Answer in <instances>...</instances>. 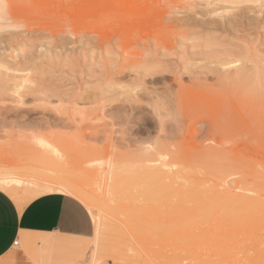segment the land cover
I'll list each match as a JSON object with an SVG mask.
<instances>
[{
	"label": "rangeland",
	"instance_id": "1",
	"mask_svg": "<svg viewBox=\"0 0 264 264\" xmlns=\"http://www.w3.org/2000/svg\"><path fill=\"white\" fill-rule=\"evenodd\" d=\"M227 3L225 0H0V188L20 206L46 192L78 197L92 212L96 227L91 238L66 240L74 242L72 248L63 244H35L37 239L30 238L34 244L22 247L31 264H264V227L259 229L263 232L260 237L240 239L253 230V219L243 217L234 226L225 227V213H215L203 200L206 197L203 194L210 193L209 182L213 179L220 178L223 183L218 182L231 188L241 176H246L251 187L256 186V176L264 182V168L260 165L264 163V0ZM175 23L180 26L179 31L169 28ZM188 23L197 26L189 33L190 39L210 34L219 37L231 50L241 52L243 60L252 59L259 66L261 86L252 82L254 77L250 85L254 84L249 85L253 91L247 87L251 90L247 93L234 88L225 95L218 93L216 105L209 107L213 110L197 114L200 116H195L194 126L188 123L189 117L181 118V108L175 102L172 103L175 107L170 104L168 111L161 110L167 123L164 128L165 124L157 122V116L147 107V101L134 110L124 97L104 101L102 90L112 84L104 70L132 64L140 68L148 40L152 46L156 40L166 42H161L168 46L165 54L160 55L161 65L176 71L182 77L180 84L195 88L190 75L177 66L180 54L191 48L190 41L185 49L176 42V34L185 31ZM224 23L225 31L221 29ZM109 41L118 54L107 58L105 54L102 56L101 44ZM196 58L199 64L205 63L201 57ZM168 74L167 82L176 89L173 74ZM22 81L27 86L37 85L41 93L27 94L23 101L14 99L10 89L1 93L2 89L6 91L5 88ZM208 83L216 87V78H210ZM226 112L236 116L235 119ZM215 116L219 124L223 121L246 126L233 133L228 131L230 137L224 142L220 127L222 130L215 133L213 144H220L222 151L225 147L227 154H233L236 159L233 157L231 162L236 166L241 163L248 175L232 174L235 168L223 172L221 167L219 172L228 175L226 180L219 174L215 176L214 171H218L211 168L222 166L219 157L217 166L210 169L203 166L204 170L184 177L186 180H176L175 176L155 184L137 173L142 167L135 165L134 156L147 149L146 145L154 146L149 143H155L160 135L169 136L164 137L172 139L171 144L175 142V147L160 145L158 149L162 151L168 150L167 147L182 151L176 144L183 135L189 137L187 143L180 141L186 143L181 146L183 150L187 146V154L195 152L192 148L198 151L210 146L207 142L212 141L207 139L212 137L209 129ZM179 118L183 123L176 128L174 123ZM165 138L161 136L160 140ZM189 141L200 147H193ZM230 146L234 149L232 154ZM260 168L263 173H256ZM254 173L260 176L254 178L251 176ZM197 180L205 184L198 185ZM87 190L91 195H85L93 200L87 195L83 197Z\"/></svg>",
	"mask_w": 264,
	"mask_h": 264
},
{
	"label": "bare ground",
	"instance_id": "2",
	"mask_svg": "<svg viewBox=\"0 0 264 264\" xmlns=\"http://www.w3.org/2000/svg\"><path fill=\"white\" fill-rule=\"evenodd\" d=\"M227 1L228 0H225L226 3H227ZM227 4L229 5V3H227ZM229 9L230 8H228L227 10H229ZM235 18H237V17L235 16ZM230 22L231 21H229V23ZM171 23H169V24H171ZM233 23H231L232 27H233ZM171 25H169L170 29L172 27H174L175 29H177V31H179L178 28L180 26H176V23L173 26H171ZM229 25H228V27H231ZM238 25H236V26L239 27ZM188 26H189V28H188ZM188 26H186L187 28L185 31H180L179 34H176V35H178V39L177 40L175 39V40H176V42H178L180 47L185 49L186 42L187 41L191 42L190 51L186 52V50H184V53L180 54V56L178 58L177 66H180L181 70H183L184 73H188L190 75L189 80L191 82H193L194 84H196L195 88L189 87V86L184 85V84L183 85L180 84L182 81V77L179 76L176 71H173L170 66L161 65L163 60H162V57L160 55L165 54V52L168 49V46L161 45V42H164L163 39H161L162 40L161 42L159 40H156V42L154 41L155 45H153V46L150 45L152 43H150L149 40L146 41V39H145V40H141V43H142V41H146L147 54L141 56L143 61L140 62L141 63L140 68H135V66L132 64L131 66H128L126 68H118L117 70L115 68H111L109 70H107V69L104 70V71H106L104 73L106 78H108V79L111 78L112 84H113V85L111 84V86H109L107 89L102 90L104 92L103 93L104 101H112L113 99L118 100V98H116V97H122V98L124 97L123 99H127L126 101H129L128 104H130L131 110H134L137 107H142L143 102L147 101L146 102L148 105L147 107L149 108V106H150L151 110L153 111V114L157 116L158 121L157 120L156 121L161 122V123L163 122V124H165L164 121H166V120H164V115H163V112H165L164 110L168 111L167 107L170 106V104H172L173 102H175L176 104H178V106L182 110L181 111L179 109L180 110L179 112L181 113V115H180L181 118L189 117V120L190 119L191 120L190 121L188 120L189 121L188 123H190L191 126H194L195 121H196L195 116L199 117L200 115H197V114H199L200 112L202 113V111L206 113L207 111L213 110L209 107H214V106H211L212 104L216 105L215 101H217L219 94H222V95L224 93L226 94V93H228L227 91H229V90L232 92L231 89H233V88L236 90L240 89V90L246 91V93H247V91L248 92L251 90L253 91L252 87L250 88L249 85H250V83L254 77L255 78L253 79L252 82L255 81L256 84L260 83V81H258V80H260L259 74H261L259 72V66L256 65V63L254 64L252 62V59L251 60H243V58H242L243 55L241 52H236V51L231 50L230 46L226 47L225 44L219 40V37H214L210 34H206V35H204L198 39H195V38L190 39V37H191L190 34L192 33L193 30H195L197 28V26L191 25L189 23H188ZM226 26L227 25L224 23V25L221 26V29L225 31ZM169 33H171V32H168V34ZM113 42H114V40H113ZM113 42L109 41V43H107V44L106 43L101 44V49H104V51H102V56H104V54H105V57L108 58V57H113L114 54H118V53H115V51L113 50V47H114V45L112 46ZM137 42H139V41H137ZM165 43L166 42H164L162 44H165ZM104 44L106 46H104ZM197 56L201 57L202 61H205V63L199 64L200 61L197 60V58H196ZM129 57H131V56L129 55L128 58ZM25 59H29V57H25ZM124 60H126V59L124 58ZM139 60H141V59H139ZM109 62H111V61H109ZM113 63L114 62H112V65H115ZM135 64H138V63H135ZM106 68H108V67H106ZM168 73L173 74L172 78L175 81V83L177 84L176 89H173L172 85L167 82L168 79H170V76ZM116 74H117V76H115ZM214 77L216 78V81H217L216 87H212V85H210L208 83V80L210 78H214ZM22 78L25 80L29 79V78H27V76H25V77L22 76ZM257 78H259V79H257ZM108 79H107V81H108ZM158 84H162V86H156ZM252 84H254V83H252ZM258 86L260 87L261 85L258 84ZM21 87L26 89V90L21 91ZM245 87H246V90H244ZM247 87H249V89H251V90H247ZM100 88H101V86H100ZM5 89H6V91L4 89H2L1 93L2 92L5 93L10 89L13 92L12 95L15 97L14 99H16L17 101H23L24 97L27 94L36 95L38 93H41V90L37 87V85L36 86L35 85H28L27 86L24 84V82L19 83L18 85H11V88L9 87L8 89L7 88H5ZM256 89H257V87L255 88V91L258 92V90H256ZM260 89L261 88H259V90ZM243 91H241V92L243 93ZM236 93H238V92H236ZM96 94H98V93H96ZM252 96H254V95H252ZM102 98L100 97V99H102ZM241 102H243V101H241ZM248 103H250V102H248ZM103 106H104V104L102 105V107ZM99 107H100V105H99ZM172 107H175V105H173ZM177 111H178V109H177ZM209 113H211V112H209ZM231 114H233V111H231ZM204 115L206 116V114H204ZM229 115L230 114H228V116ZM205 116H203V117H205ZM193 117H194V119H193ZM229 117H232L235 119L236 116L233 117L232 115H230ZM166 118H167V116H166ZM171 118L173 119V116ZM181 118L176 120V123H174L176 128L179 127L180 124L183 123ZM213 118L216 119V116ZM225 120H227V119H225ZM237 120H239V119H237ZM210 121H211V119H210ZM217 121H218V119L211 121V123H210L211 127H210L209 131H210V134L212 135V137H210L208 139L205 138V139H207V141L208 140L212 141V142H207V143H209L207 145H210V146H206L204 148L202 147L198 151L195 150V148H192L191 151H195L193 153L190 152L189 154H187L188 151H186V149H185V147H187V146H184V150H183L182 146L186 145V143L188 142V141H186V138L189 139V137H187L186 135L182 136L183 137L182 140H184L183 142L186 141L185 144H180V141H182V140H180L179 142L177 141V144H176V146L178 145V147L180 146L182 148V151H181V149L172 150L171 148L169 149L167 146H165V147H167L166 149H168V150L162 151V149H158V148H161L160 145H163V146L164 145H171V147H172V145L174 144V147H175V142L171 144L170 140H172V139H166L165 137L169 138V136H166V135H160L159 136L160 138L162 136L166 140L165 139L160 140V138H157L158 141L156 139V142L155 143L153 142V144H151L147 141L149 143V146L150 145H154V146L147 147V145H146L145 147L147 149L144 148L143 150L138 152L136 156H134L136 158V159H134L135 165H139L142 167V168H139L140 170H138L137 173L143 175L144 178H142V179H146L147 181L148 180L153 181L155 184L158 181H161V180L163 181V179L167 180L168 178H170L169 180H171V178H174L175 176H177V177H175V179L177 178L176 180H180L182 178L185 179L184 177L194 176V174H192V173L196 174L203 166H206V167L210 166L208 169H210L212 166H215V165L217 166V161H220V160H218V157H219L223 161L222 164L220 163L222 166H219V169L211 168V169H215L216 171H218V172L214 171L215 176H217L219 174L218 177L223 176V179L227 178L228 175L226 173L222 174V172H219L221 167H222L221 170L223 172H225V171L230 172L231 171L230 168L231 169L235 168L236 172L232 171L231 172L232 174L238 173V174H242V175H248V174H245L246 170L244 169V166L241 163L237 162L238 164H240L242 166H240V165L236 166V164L234 165L232 163V162H234L233 159L235 158L232 154L233 150H234L232 146H230L231 150L229 149V152L232 155H229V154H227L228 152H225L226 151V150H224L225 147L224 148L222 147L223 148V151H222L220 149V146H219L220 144L217 146H215V144H213V142H216L215 133L221 131L222 129H223V131L221 133L222 134L221 136L224 139H223V141H221L222 139L220 141L224 142V140L227 141V139H229V137H230L229 135H227L228 131L233 133V130L238 131L241 127L246 128V126L245 125L240 126L238 123L229 124L230 122L229 123L226 122L227 123L226 124L223 121H221V123L219 124V122H217ZM231 122H233V121H231ZM238 122H240V121H238ZM254 123H256V122H254ZM120 124H122V123H120ZM158 124H160V123H158ZM166 124H165L164 128H167ZM109 125H113V124H109ZM162 127H163V125H162ZM220 127L222 129H220ZM170 128H171V126H170ZM111 130H113V129H111ZM257 130H259V128ZM257 130H253V131H257ZM196 131L197 130H195V132ZM243 131L245 133V130H243ZM113 132H115V131H113ZM162 132H160V133H162ZM249 132H250V130H249ZM174 133L176 134L177 132H174ZM172 134H170V135H172ZM195 135H197V134H194V137H195ZM211 135H209V136H211ZM192 136H193V134H192ZM227 136H229V137L227 138ZM170 137L174 138V136H170ZM124 138H125V136H124ZM168 140H169V142H167ZM191 141H189L190 142L189 144H191ZM203 141H206V140H203ZM183 142H181V143H183ZM144 143H146V142H144ZM137 144H140V143L137 142ZM191 145H194L193 147L198 146L196 144H191ZM230 145H235V144L231 143ZM191 147L192 146H189V148H191ZM199 147L200 146H198L197 149ZM141 148H143V147H140V149ZM162 148H164V147H162ZM184 151H186V152L184 153ZM131 152H133V151H131ZM132 154H134V153H132ZM184 154H186V155H184ZM158 160H160L161 163L157 165L156 162H158ZM249 163H252V162H249ZM246 164H248V163H245V165ZM252 164H249L246 166L250 167ZM254 165L252 166V168L254 167ZM260 165H261V167L264 168V163L263 164L260 163ZM174 166H176V169L173 168ZM225 168H227V170ZM246 168H248V167H246ZM263 168H260L259 170H257L256 173H258V174L263 173V170H262ZM254 169H255V167H254ZM202 170H204V168H202ZM251 172H253V171H251ZM258 174L254 173V174H251V176H253L255 178V175H258ZM171 176H173V177H171ZM180 176H182V177H180ZM258 176H260V175H258ZM178 177H180V178H178ZM218 177H216V178H218ZM192 179L196 180L194 178H192ZM209 179H211V178L209 177ZM209 179H206V180H209ZM218 179L219 180L216 179L217 182L214 181V179H213V181L209 182L211 185L206 182V185L208 184L211 187L209 186V188H210L209 194H207V195L203 194V196H206L203 199L204 204H206L209 208H214L215 213H218V212L225 213V215H226V220L224 221L225 227L234 226L243 217L252 218L253 219L252 220L253 225H251V226L253 227V230L250 232V234L246 235V237H242L240 239L247 238V236H248V238L249 237L255 238V237H260L261 235H263V232H259V229L264 227V182H263V180L258 181L260 178H258L256 176L257 180L254 179V181H257L256 186L251 187L248 185L246 176H241L237 179V185L234 188H231L229 186H225V185L221 184L220 182L223 183L222 179H220V178H218ZM146 180H145V182L148 183ZM188 180H189V178H188ZM197 181H199L198 185L204 183L203 180H202V182H200V180H197ZM218 181H220V182H218ZM192 182L194 183V181H192ZM188 183H191V182H188ZM204 184H203L202 188L205 187ZM198 185H194V186H198ZM191 188H193V186H191ZM194 188L196 189L198 187H194ZM83 189H85V188H83ZM211 190H212V192H211ZM238 190H243V191H238ZM78 191L81 192L82 190L79 189ZM248 191H250V192L252 191V194L246 193ZM81 193H79V194H81ZM83 193H84V195H85V193H87L88 195H91L89 193V190H87V192H83ZM84 195H83V197H86V195L85 196ZM203 196H201V197H203ZM89 197L90 196H88V198ZM89 199L93 200L92 197Z\"/></svg>",
	"mask_w": 264,
	"mask_h": 264
},
{
	"label": "crops",
	"instance_id": "3",
	"mask_svg": "<svg viewBox=\"0 0 264 264\" xmlns=\"http://www.w3.org/2000/svg\"><path fill=\"white\" fill-rule=\"evenodd\" d=\"M95 230L92 212L78 197L46 192L20 206L0 188V264H31L22 247L34 244L30 238L37 239L35 244L72 248L74 242L66 240L91 238Z\"/></svg>",
	"mask_w": 264,
	"mask_h": 264
},
{
	"label": "built area",
	"instance_id": "4",
	"mask_svg": "<svg viewBox=\"0 0 264 264\" xmlns=\"http://www.w3.org/2000/svg\"><path fill=\"white\" fill-rule=\"evenodd\" d=\"M17 243V242H16Z\"/></svg>",
	"mask_w": 264,
	"mask_h": 264
}]
</instances>
